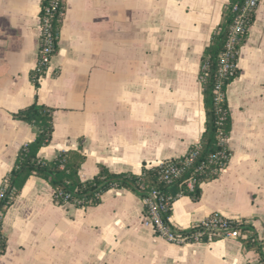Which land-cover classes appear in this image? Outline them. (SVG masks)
<instances>
[{"label":"crops","instance_id":"1","mask_svg":"<svg viewBox=\"0 0 264 264\" xmlns=\"http://www.w3.org/2000/svg\"><path fill=\"white\" fill-rule=\"evenodd\" d=\"M227 0H65L58 48L35 87L40 0H0V186L32 127L13 117L37 98L52 111L38 156L80 146L81 179L103 164L140 173L183 155L203 130L200 57ZM226 86L230 155L198 199L170 208L174 230L211 213L249 221L264 237V0ZM143 200L110 187L95 205L56 203L50 184L26 179L6 208L0 264H255L238 237L175 244L144 222Z\"/></svg>","mask_w":264,"mask_h":264},{"label":"trees","instance_id":"2","mask_svg":"<svg viewBox=\"0 0 264 264\" xmlns=\"http://www.w3.org/2000/svg\"><path fill=\"white\" fill-rule=\"evenodd\" d=\"M243 0H227L221 11V19L211 32L208 43L200 57L201 95L203 103L204 121L203 130L198 141L192 144L181 156L163 160L151 167L142 166L140 173L131 171L113 172L103 164H98L97 172L90 178L81 179L78 174L80 165L85 160L80 146L76 149L59 151L52 159L38 156V150L46 145L52 136L53 108L37 98L28 105L19 108L12 115L14 118L27 122L33 129L34 137L22 144L15 156L13 165L3 181L6 185L0 193V255L6 247V238L1 232L2 217L6 208L11 204L16 194L23 187L30 176L45 179L53 189V199L56 203L71 202L78 206L95 205L100 201L101 194L110 187H123L140 196L142 200H152L158 207V214L164 225L173 229L168 217L173 200L182 194L193 200L199 198L203 182L215 178L226 165L230 150L226 144V137L230 131L231 118L226 100V86L237 75L236 58L239 47L244 43L247 28L252 22L254 11H248L244 18V28L236 34L232 48L229 51V60L234 67L231 71L221 73V54L227 50L225 43L237 10ZM65 11V0H40L38 12L40 31L36 65L30 78L35 87L37 79L45 72L49 63L40 62V52L49 44L48 55L51 57L57 51L61 22ZM46 17V24L42 18ZM49 38V43L45 41ZM220 94V98L217 95ZM192 154L189 161L187 158ZM170 168H177V174H169ZM193 179L192 187L186 181ZM2 182L0 188H2ZM64 195H67L64 199ZM148 202L143 201L144 215L149 213ZM216 213H211L214 215ZM227 228L236 229L237 237L247 250L257 254L255 264H264V237L258 238L253 225L244 218L224 217ZM194 227L180 230V233H191ZM204 231H206L203 228ZM221 230H215L213 238L221 237Z\"/></svg>","mask_w":264,"mask_h":264},{"label":"built area","instance_id":"3","mask_svg":"<svg viewBox=\"0 0 264 264\" xmlns=\"http://www.w3.org/2000/svg\"><path fill=\"white\" fill-rule=\"evenodd\" d=\"M260 0H243L242 4L237 7L236 4L233 5V9L237 10L233 22L230 26L229 33L226 39L225 46L227 50L221 54V64H220V72L225 73L231 71L234 67L233 63L228 59L229 58V49L232 48L234 43L236 34L239 31H242L244 28V18L245 14L248 11L255 10ZM47 18H42V24H46ZM40 28V22H39ZM46 42L49 41L47 37L45 39ZM49 43V42H48ZM49 52V44H46L42 51L40 52L39 61L40 62H48L50 57L48 55ZM202 78V75L199 76V80ZM220 94L217 95V98H220ZM192 157V154L187 158L189 161ZM177 168H170V170L165 175L167 179H169V174H177ZM4 185L0 188V193L3 191V188L6 185V181H3ZM188 187H192L193 179L188 178L186 181ZM67 195H64V199H66ZM143 201L148 202L150 209L149 213L144 215V222L149 223L154 233L158 234L165 240L175 243V244H185L188 242H196V241H206L211 240L213 238V234L215 230H221L220 236L221 237H237L238 231L236 229L227 228V224L223 219V216L219 214L214 215H207L206 217L202 218L201 220L195 222L190 227L196 228L191 233H180L166 225L163 224L159 214H158V207L160 208L162 205L156 206L152 200L144 199ZM203 228L206 230L204 231Z\"/></svg>","mask_w":264,"mask_h":264}]
</instances>
